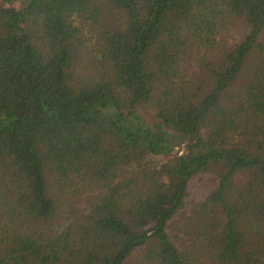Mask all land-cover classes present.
I'll use <instances>...</instances> for the list:
<instances>
[{"label": "trees", "instance_id": "1", "mask_svg": "<svg viewBox=\"0 0 264 264\" xmlns=\"http://www.w3.org/2000/svg\"><path fill=\"white\" fill-rule=\"evenodd\" d=\"M0 264H264V0H0Z\"/></svg>", "mask_w": 264, "mask_h": 264}, {"label": "rangeland", "instance_id": "2", "mask_svg": "<svg viewBox=\"0 0 264 264\" xmlns=\"http://www.w3.org/2000/svg\"><path fill=\"white\" fill-rule=\"evenodd\" d=\"M15 4H17V2H15ZM115 18V17H114ZM115 20H116V18H115ZM239 31H241V28L240 29H238ZM140 111H141V113L144 115V117H145V119H150V116H151V114L153 113L152 111H151V109H149V107L148 106H143V107H141L140 108ZM176 149V151H177V148H175ZM243 175H241V177H242Z\"/></svg>", "mask_w": 264, "mask_h": 264}, {"label": "water", "instance_id": "3", "mask_svg": "<svg viewBox=\"0 0 264 264\" xmlns=\"http://www.w3.org/2000/svg\"><path fill=\"white\" fill-rule=\"evenodd\" d=\"M174 152H176V149H174Z\"/></svg>", "mask_w": 264, "mask_h": 264}]
</instances>
